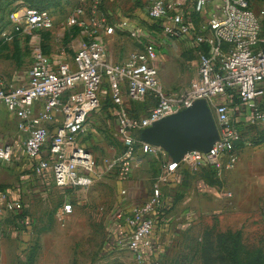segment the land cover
<instances>
[{
	"label": "built area",
	"instance_id": "obj_1",
	"mask_svg": "<svg viewBox=\"0 0 264 264\" xmlns=\"http://www.w3.org/2000/svg\"><path fill=\"white\" fill-rule=\"evenodd\" d=\"M90 1L88 23L82 8L68 20L69 26L85 29L90 42L77 50L71 62H55L37 50L25 85L14 87L0 80V105L18 118V129L25 135L24 152L35 162V172L50 170L56 188H88L110 173L116 175L118 182H128L139 157L165 153L140 141L143 130L190 108L197 100L208 103L219 133L212 149L207 153L189 152L180 163L169 158L148 198L114 214L125 227L129 251L138 264H144L146 254L153 248L157 215L163 209L162 187L181 167H213L221 176L235 169L240 145L264 148V1H148V18L160 27L162 35L171 41L190 39L200 51L198 84L185 93H167L161 88L157 60L163 42L158 39L149 40L142 51L132 53L125 63L110 62L103 33L108 36L117 29L124 30L132 38L136 33L127 20L110 25L100 16L102 0ZM209 4L213 6L210 16L195 26L194 18L201 16ZM9 21L11 31H0L3 43L17 35L54 26L49 11L29 7L13 12ZM106 85L113 104L122 109L120 136L125 152L106 160L97 172L92 154L78 145V139L85 133L89 117L100 109ZM148 96L154 97V107L143 117H128L123 107L130 102H144ZM234 99L240 103L234 108L239 115L236 119L231 111ZM36 103H42L39 111ZM58 117L61 122L55 130L50 129ZM254 128L258 131H247ZM12 154L10 145H1L0 165L9 162ZM120 194L125 197L127 189L122 188ZM21 209V203L8 202L0 195V216L5 210ZM61 212L70 215L73 206L66 203ZM262 222L264 227V201ZM2 239L0 223V242Z\"/></svg>",
	"mask_w": 264,
	"mask_h": 264
},
{
	"label": "rangeland",
	"instance_id": "obj_2",
	"mask_svg": "<svg viewBox=\"0 0 264 264\" xmlns=\"http://www.w3.org/2000/svg\"><path fill=\"white\" fill-rule=\"evenodd\" d=\"M148 1L102 0L100 16L116 26L120 21L130 19L137 10L147 16ZM209 5L201 16L194 18L195 26L208 19L213 10ZM29 6L49 11L54 26L49 30L17 35L8 43L0 39V80L5 81L7 73H15L18 79L25 78L37 50L50 59L71 62L76 50L90 42L85 29L68 24L69 18L79 8L84 9L85 19L89 22L92 12L90 0H0V31H11L10 15ZM153 29L160 32L157 24H153ZM190 41L184 38L173 42L169 53L161 57L159 69L163 91L185 93L198 84L200 51ZM123 108L130 118H140L144 111V108L141 112H134L133 108L126 106ZM231 111L236 119L239 116L237 110L231 106ZM121 112L122 109L113 104L106 85L100 109L89 117L86 131L78 139V145L92 154L97 172L106 160L116 159L125 152L120 136ZM147 157L137 160L135 168L141 173V179L145 178L149 189L157 178L159 163ZM115 176L110 173L103 177L113 180ZM207 183L210 190L205 195L211 199L209 212L191 227L182 245L167 252L161 264H264L261 207L264 201V148L241 145L235 169L222 178L214 174ZM111 187L110 182L98 183L89 187L90 190L67 189L68 199L65 195L54 196L53 207L36 223L33 230L35 240L23 264H35L39 255L48 256L49 253L56 257L57 264H89V259L87 262L81 259L86 254H101L108 263L112 262L107 258L112 251L120 255L117 264H130L131 260L125 259L114 241L115 197ZM223 194L227 197L230 194L228 200L218 199ZM65 200H71L76 207L70 216L61 212ZM211 203H214V208Z\"/></svg>",
	"mask_w": 264,
	"mask_h": 264
},
{
	"label": "crops",
	"instance_id": "obj_3",
	"mask_svg": "<svg viewBox=\"0 0 264 264\" xmlns=\"http://www.w3.org/2000/svg\"><path fill=\"white\" fill-rule=\"evenodd\" d=\"M147 18L148 15L146 16L145 13L137 10L130 19H126L129 21L131 29L136 33L135 38H132L127 31L118 29L113 35L107 36L103 33L102 39L106 49V56L110 62L116 64L125 63L132 53L142 51L148 41L155 38L163 42V47L158 52L157 60L158 68L160 67L161 57L169 53L170 47L175 41L167 39L162 35L161 31L157 32L154 30L152 22L148 18V23ZM188 41L190 40L188 39ZM53 61L62 60L53 59ZM7 75L8 78L4 77L6 79L5 82L8 85H14V87L25 85L29 79V72L23 79H18L15 73H7ZM154 105V97L148 96L144 102L128 103L127 108H133L134 112H141V108H144L143 113L140 115V117H143ZM237 107V104L233 105V108L236 109ZM41 108L42 103H36L35 109L39 111ZM59 122L61 121L58 117L50 124V129L55 130ZM24 141L25 135L18 129V118L0 105V146L8 144L13 151L11 160L0 165V195H4L8 202H19L22 205L21 210H5L0 216V223L3 229V239L0 242V264H23L26 261L28 250L35 240L33 230L39 221V217L45 215L53 207L51 203L54 196L65 195V199L69 197V194H66L69 188H56L54 186L50 170L42 173L35 172V162L29 160L25 155ZM46 155V153L43 154V156ZM140 158L142 157L137 160ZM148 158L159 163L158 177L169 157L162 153L158 156H148ZM136 163L137 161L134 164L131 178L125 184L118 182L115 176L113 180H106L104 177H100L93 185L95 187L98 183H111L112 193L115 197L114 214L117 211L128 210L135 204L144 202L152 192L155 181L151 188L147 189L145 178L141 179V173L135 168ZM214 174V171L209 167H200L195 170L181 167L171 182L162 187L163 209L157 215L155 229L152 234L153 248L146 254L144 264H161L167 252L182 245V240L191 227L196 225L204 213L209 212L211 199L205 193L210 190L207 180L214 177ZM223 175L220 177L222 178ZM122 188L127 189L125 197L120 194ZM228 197L223 194V197L219 196L218 199L224 201L228 200ZM66 203H70L73 206L72 214H74L76 210L75 204L71 200H65L64 204ZM211 204H213L214 208V203ZM113 219L115 221V223L113 221V230L116 233L114 241L117 243L118 251L124 253L125 259L129 258L131 260L130 264H138L127 247L128 236L124 225L116 221L115 216ZM119 256V254L112 251L107 256V258H111L112 262L108 263H105L104 256L101 254H86L83 257L81 256V259L85 260V262L89 259V264H113V262L116 263ZM35 264H57V259L53 253H49L48 256L39 255Z\"/></svg>",
	"mask_w": 264,
	"mask_h": 264
},
{
	"label": "water",
	"instance_id": "obj_4",
	"mask_svg": "<svg viewBox=\"0 0 264 264\" xmlns=\"http://www.w3.org/2000/svg\"><path fill=\"white\" fill-rule=\"evenodd\" d=\"M139 139L159 147L173 162L180 163L189 152H209L219 140V133L208 103L197 100L190 108L143 130Z\"/></svg>",
	"mask_w": 264,
	"mask_h": 264
},
{
	"label": "trees",
	"instance_id": "obj_5",
	"mask_svg": "<svg viewBox=\"0 0 264 264\" xmlns=\"http://www.w3.org/2000/svg\"><path fill=\"white\" fill-rule=\"evenodd\" d=\"M261 1H264V0H261ZM29 8H34V7H32V6H29ZM34 9H36V8H34ZM197 48V47H196ZM237 104V106H240V103H239V101H237L236 99H234V101H233V105H236ZM241 146V145H240ZM239 146V147H240ZM210 169H212V171H214V173L216 174V171L214 170V168L213 167H209Z\"/></svg>",
	"mask_w": 264,
	"mask_h": 264
}]
</instances>
